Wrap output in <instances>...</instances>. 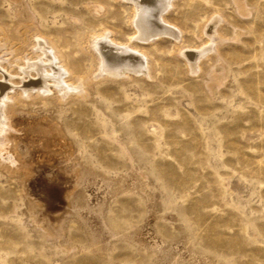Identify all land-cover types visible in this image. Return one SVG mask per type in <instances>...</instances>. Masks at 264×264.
I'll list each match as a JSON object with an SVG mask.
<instances>
[{"label":"rangeland","instance_id":"374dc122","mask_svg":"<svg viewBox=\"0 0 264 264\" xmlns=\"http://www.w3.org/2000/svg\"><path fill=\"white\" fill-rule=\"evenodd\" d=\"M134 6L0 0L14 49L31 25L85 78L9 113L0 264H264V0H176L144 42ZM104 38L150 72L99 75Z\"/></svg>","mask_w":264,"mask_h":264},{"label":"bare ground","instance_id":"6f19581e","mask_svg":"<svg viewBox=\"0 0 264 264\" xmlns=\"http://www.w3.org/2000/svg\"><path fill=\"white\" fill-rule=\"evenodd\" d=\"M130 1L135 5L133 23L138 30L136 36L140 41H150L152 37L155 40L157 36L171 35V31H176L174 26L171 27L163 22L165 14L174 6L176 0ZM34 34L35 31L30 25L20 34L22 42L14 49L11 40L6 38V34L0 28V52L3 55H10L6 60H0V146L4 144L12 125L9 113L15 112L20 98L56 94L60 100L76 89L80 93L84 91L85 78L73 77L50 40L39 36L34 37ZM27 39L32 41L31 47H29ZM100 41L90 50L97 65L101 62L103 69L100 67L102 73L99 75L125 76L131 72L139 74L150 72L147 55L138 56L132 53L129 48L112 44L108 38ZM24 52L30 56H25ZM18 54H22V56L16 58L15 56ZM185 57L190 62L191 68L196 70L199 66L201 53L188 51ZM69 79L71 81H68ZM72 82H77L78 86L73 85Z\"/></svg>","mask_w":264,"mask_h":264}]
</instances>
